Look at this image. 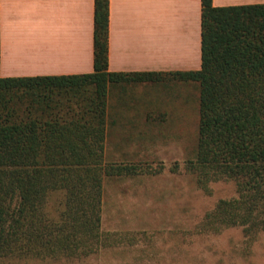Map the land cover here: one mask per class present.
I'll list each match as a JSON object with an SVG mask.
<instances>
[{
    "label": "trees",
    "instance_id": "obj_1",
    "mask_svg": "<svg viewBox=\"0 0 264 264\" xmlns=\"http://www.w3.org/2000/svg\"><path fill=\"white\" fill-rule=\"evenodd\" d=\"M200 1L201 67L165 73L198 84L195 153L183 168L205 192L235 186L196 232L240 227L249 247L264 233V4ZM108 15L109 0H94L91 73L0 77V264H77L136 239L101 229L104 178L152 170L105 161L107 92L162 73L108 71Z\"/></svg>",
    "mask_w": 264,
    "mask_h": 264
},
{
    "label": "crops",
    "instance_id": "obj_2",
    "mask_svg": "<svg viewBox=\"0 0 264 264\" xmlns=\"http://www.w3.org/2000/svg\"><path fill=\"white\" fill-rule=\"evenodd\" d=\"M211 1L215 7L264 4ZM93 30L94 0H0V77L91 73ZM107 55L111 72L162 73L153 84L119 83L108 93L105 150L143 149L144 137L166 134L155 129L188 119L189 96L176 89L198 92V84L165 73L200 69L201 1L109 0ZM170 89L173 96L157 93Z\"/></svg>",
    "mask_w": 264,
    "mask_h": 264
},
{
    "label": "rangeland",
    "instance_id": "obj_3",
    "mask_svg": "<svg viewBox=\"0 0 264 264\" xmlns=\"http://www.w3.org/2000/svg\"><path fill=\"white\" fill-rule=\"evenodd\" d=\"M115 84L109 86L107 99ZM173 90L157 93L173 96ZM176 90L189 96L188 119L168 121L166 128L155 129L166 134L144 137L143 149L131 146L136 148L115 151L111 146L105 151V161H141L152 169L146 174L103 180L101 229L130 233L135 241L100 249L77 264H264V233L247 247L240 227L196 232L203 214L218 199L234 196L235 186L231 180H220L210 183L209 192H205L183 168L184 161L195 153L198 92L189 87ZM174 162L178 163L177 172L169 170Z\"/></svg>",
    "mask_w": 264,
    "mask_h": 264
}]
</instances>
